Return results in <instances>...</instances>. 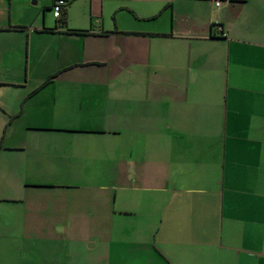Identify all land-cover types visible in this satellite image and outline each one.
<instances>
[{
	"label": "crops",
	"instance_id": "1",
	"mask_svg": "<svg viewBox=\"0 0 264 264\" xmlns=\"http://www.w3.org/2000/svg\"><path fill=\"white\" fill-rule=\"evenodd\" d=\"M54 1L0 0V264H264V0Z\"/></svg>",
	"mask_w": 264,
	"mask_h": 264
},
{
	"label": "built area",
	"instance_id": "2",
	"mask_svg": "<svg viewBox=\"0 0 264 264\" xmlns=\"http://www.w3.org/2000/svg\"><path fill=\"white\" fill-rule=\"evenodd\" d=\"M224 1L228 0H213V3L215 6L221 5ZM66 1L65 0H55L52 4V13L55 17H60L62 14V11L65 7Z\"/></svg>",
	"mask_w": 264,
	"mask_h": 264
},
{
	"label": "trees",
	"instance_id": "3",
	"mask_svg": "<svg viewBox=\"0 0 264 264\" xmlns=\"http://www.w3.org/2000/svg\"><path fill=\"white\" fill-rule=\"evenodd\" d=\"M60 21H61V22H60L61 25H63V24L65 23V18H64V16H63V17H60ZM52 76H53V75L48 76V77L46 78V80L44 81V83L47 82V81H49L50 78H51ZM44 83H43V84H44Z\"/></svg>",
	"mask_w": 264,
	"mask_h": 264
}]
</instances>
